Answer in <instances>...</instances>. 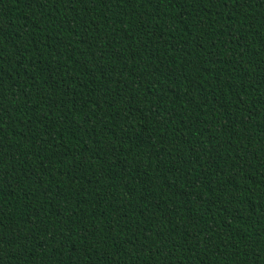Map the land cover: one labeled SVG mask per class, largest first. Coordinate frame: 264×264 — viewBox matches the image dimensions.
<instances>
[{"label":"trees","instance_id":"16d2710c","mask_svg":"<svg viewBox=\"0 0 264 264\" xmlns=\"http://www.w3.org/2000/svg\"><path fill=\"white\" fill-rule=\"evenodd\" d=\"M0 264H264V0H0Z\"/></svg>","mask_w":264,"mask_h":264}]
</instances>
